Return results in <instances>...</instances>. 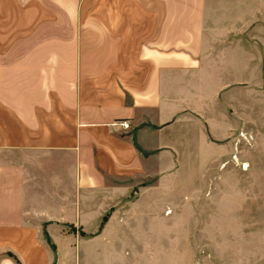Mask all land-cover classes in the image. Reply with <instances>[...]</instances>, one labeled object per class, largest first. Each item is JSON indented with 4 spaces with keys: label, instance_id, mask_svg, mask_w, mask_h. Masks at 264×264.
I'll return each instance as SVG.
<instances>
[{
    "label": "crops",
    "instance_id": "obj_1",
    "mask_svg": "<svg viewBox=\"0 0 264 264\" xmlns=\"http://www.w3.org/2000/svg\"><path fill=\"white\" fill-rule=\"evenodd\" d=\"M263 127L264 0H0V264H194Z\"/></svg>",
    "mask_w": 264,
    "mask_h": 264
},
{
    "label": "rangeland",
    "instance_id": "obj_2",
    "mask_svg": "<svg viewBox=\"0 0 264 264\" xmlns=\"http://www.w3.org/2000/svg\"><path fill=\"white\" fill-rule=\"evenodd\" d=\"M245 140L247 150L239 160L234 156V163L208 170L214 180L196 204L214 213L197 216L194 264H264V127Z\"/></svg>",
    "mask_w": 264,
    "mask_h": 264
},
{
    "label": "built area",
    "instance_id": "obj_3",
    "mask_svg": "<svg viewBox=\"0 0 264 264\" xmlns=\"http://www.w3.org/2000/svg\"><path fill=\"white\" fill-rule=\"evenodd\" d=\"M124 128L129 129V124L127 122H124L121 124Z\"/></svg>",
    "mask_w": 264,
    "mask_h": 264
},
{
    "label": "trees",
    "instance_id": "obj_4",
    "mask_svg": "<svg viewBox=\"0 0 264 264\" xmlns=\"http://www.w3.org/2000/svg\"><path fill=\"white\" fill-rule=\"evenodd\" d=\"M107 220V217H105V219H104V222ZM18 264H20V263H18Z\"/></svg>",
    "mask_w": 264,
    "mask_h": 264
}]
</instances>
